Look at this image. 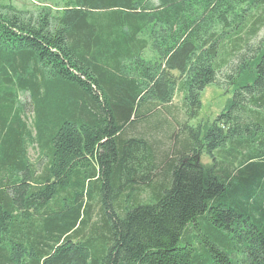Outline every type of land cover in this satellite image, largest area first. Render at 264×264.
I'll list each match as a JSON object with an SVG mask.
<instances>
[{
	"label": "trees",
	"instance_id": "16d2710c",
	"mask_svg": "<svg viewBox=\"0 0 264 264\" xmlns=\"http://www.w3.org/2000/svg\"><path fill=\"white\" fill-rule=\"evenodd\" d=\"M10 2L0 264H264V0Z\"/></svg>",
	"mask_w": 264,
	"mask_h": 264
},
{
	"label": "rangeland",
	"instance_id": "374dc122",
	"mask_svg": "<svg viewBox=\"0 0 264 264\" xmlns=\"http://www.w3.org/2000/svg\"><path fill=\"white\" fill-rule=\"evenodd\" d=\"M14 7H16L19 10H24L28 13H32V15H38L42 10H48V15L56 16L59 15V13L64 9L65 2L64 0H11L10 2ZM44 10V11H45ZM146 57H151L150 54H147ZM223 88L217 86L216 84H212L207 86L204 93L202 94V109L200 111V117L204 119H208L209 122H212L218 114L222 111V109L225 108L227 102L232 97V91L229 93L225 92ZM181 103L180 98L175 97L173 104L168 106V109L170 110H176V106ZM30 143H27L28 147V154L31 159V161L36 160L37 154L35 153L32 146H30ZM36 154V156H35ZM203 164H210V159L203 157L202 159ZM138 189V188H136ZM135 189V190H136ZM131 191L133 195H138L141 201H146L148 197L147 192H141V191ZM85 199V198H83ZM93 212L94 217L93 221L97 219V213H98V206L93 205Z\"/></svg>",
	"mask_w": 264,
	"mask_h": 264
}]
</instances>
